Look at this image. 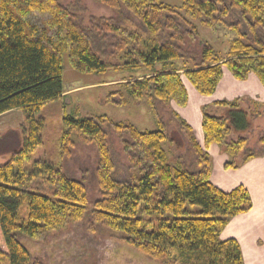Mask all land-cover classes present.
Instances as JSON below:
<instances>
[{
    "label": "trees",
    "instance_id": "trees-1",
    "mask_svg": "<svg viewBox=\"0 0 264 264\" xmlns=\"http://www.w3.org/2000/svg\"><path fill=\"white\" fill-rule=\"evenodd\" d=\"M64 1L0 0V116L22 111L29 132L24 147L0 165V264H30L32 257L20 245L21 237L43 240L80 221L88 209L84 187L58 167L41 161L26 171L30 156L42 145V124L35 118L41 107L62 98L64 54L80 74L151 71L122 85L127 99L150 104L155 131H142L131 122L116 123L107 116L62 118L61 155L68 153L74 137L97 147L101 198L91 207L93 224L123 234L129 246L162 264H244L238 243L222 242L219 235L230 219L251 208L250 196L243 187L225 192L212 184L207 149L214 144L233 157L226 168H237L235 160L241 154L244 160L254 157L247 153V139L228 141L233 131L248 129L246 112L239 109L238 101L215 104L229 110L226 116L216 117L203 109L204 147L174 114L193 151L195 168L189 171L170 163L163 148L164 142L170 144L166 125L157 117L153 101L185 108L188 91L181 74L170 66L182 61V45L197 36L190 21L220 27L232 11L238 12L240 22L227 25L237 38L226 58L204 43L200 62L193 59L192 69L182 75L204 97L216 92L223 70L238 81L253 73L264 87V0H177L183 12L161 0H96L118 13L125 9L142 25L145 36L104 18H90L84 27L78 5L66 7ZM103 56L116 62L108 63ZM158 66L167 70L154 72ZM125 94L110 93L107 103L124 107ZM106 126L120 140L128 180L116 174ZM258 143L264 146V136ZM41 177L51 189L49 195L30 189Z\"/></svg>",
    "mask_w": 264,
    "mask_h": 264
},
{
    "label": "rangeland",
    "instance_id": "rangeland-1",
    "mask_svg": "<svg viewBox=\"0 0 264 264\" xmlns=\"http://www.w3.org/2000/svg\"><path fill=\"white\" fill-rule=\"evenodd\" d=\"M161 1L172 5L179 12H183L182 7H180V1ZM75 4L78 5L77 15L80 16V21L84 27L89 26L90 18H104L106 20H116L119 24L129 27L133 31L137 30L143 33L142 25L139 24L136 18L128 14L125 9L118 13L116 10L100 4L96 0H65L63 6L73 7L76 6ZM184 18L187 19L185 16ZM224 21L223 26L220 25V27L216 26L215 28H208L204 24L202 25L198 19L190 21L197 28V36L192 41L187 40L182 45V61L175 62L170 66V70H177L181 74V79L188 88L192 87L182 74L184 70L192 69L193 59L196 63L200 62L204 43L210 44L217 55L224 59L227 56V49L231 42L237 38L236 34L233 35L231 33L227 25L240 22L238 12L232 11ZM111 53L112 51L108 49L107 54ZM102 60L112 64L116 62V60L107 59L105 56H103ZM62 62V85L64 86L62 98L57 102L41 107L35 118L37 123L42 124L40 133L42 145L30 156V163L26 167V171L32 169V164L41 161L58 167L62 174L73 181L80 182L84 187L88 198V209L80 221L68 224L62 231L46 236L40 241L21 237L19 243L23 245L32 257L30 264H162L144 255L136 248L129 246L123 234L93 224L90 218L91 207L95 201L101 198L96 174L99 159L97 147L74 137L73 145L68 149V153H62L61 155V147L58 142L62 132V118L65 115L80 119L107 116L116 123L131 122L142 131H155L157 129L155 115L150 108V104L145 99L139 103L132 101L130 98L127 99L122 85L128 79H136L151 73V71L139 69L137 72H114L110 70L104 75L94 73L80 74L74 71L71 64L67 61L66 54H64ZM153 70L154 72H160L167 69L158 66ZM116 91L125 94L126 106H115L107 103V96ZM153 106L159 120L166 125V135L169 137L170 144L168 141L164 142L163 148L169 155L170 163L174 166L182 164L184 170H194L195 160L193 151L186 139L187 136H184L186 131L182 130L178 121L173 117L175 114L181 119L176 114L175 109L177 106L174 102L160 103L155 100L153 101ZM220 107H216L214 104L209 109L207 108L205 112L216 117L224 116L225 112L223 111L225 108ZM226 111L227 113L229 112L227 108ZM104 128L107 134L109 151L111 152L112 160L115 162L116 174L119 179L128 180L129 166L120 140L110 128L107 126ZM28 133V124L22 111L8 112L0 116V165L5 164L24 147ZM233 133L235 132L231 133L228 141L239 139ZM257 139L255 138L254 141L247 140V153L250 152L255 155V153H259L262 150L257 146L259 144H257L259 140ZM30 189L39 194L49 195L51 193V189L45 184V180L42 177L38 178L30 186Z\"/></svg>",
    "mask_w": 264,
    "mask_h": 264
},
{
    "label": "crops",
    "instance_id": "crops-1",
    "mask_svg": "<svg viewBox=\"0 0 264 264\" xmlns=\"http://www.w3.org/2000/svg\"><path fill=\"white\" fill-rule=\"evenodd\" d=\"M216 89L213 95L204 97L186 86L188 104L185 108L175 109L182 121L191 127L197 142L201 146L204 145L201 124L203 109H209L218 102L238 101L239 109L247 114L248 129L233 133L235 137L248 141L263 137L264 87L258 77L251 74L246 80L238 81L229 71L223 70L222 80ZM223 112L226 116V108ZM257 146L262 150L255 153L254 157L244 160L245 156L239 155L235 160L237 168L225 167L226 163L233 161V157L228 156L221 147L212 144L207 149L211 157L212 171L209 180L212 184L225 192L243 187L250 196L251 208L246 213L230 219L219 235L222 242L234 240L238 243L244 264H264V146Z\"/></svg>",
    "mask_w": 264,
    "mask_h": 264
}]
</instances>
